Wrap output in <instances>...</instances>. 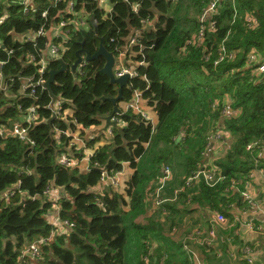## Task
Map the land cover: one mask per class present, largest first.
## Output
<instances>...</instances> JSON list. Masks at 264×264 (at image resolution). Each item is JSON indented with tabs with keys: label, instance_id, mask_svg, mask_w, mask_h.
Instances as JSON below:
<instances>
[{
	"label": "trees",
	"instance_id": "obj_1",
	"mask_svg": "<svg viewBox=\"0 0 264 264\" xmlns=\"http://www.w3.org/2000/svg\"><path fill=\"white\" fill-rule=\"evenodd\" d=\"M76 1L77 8L89 16L90 28H71L59 57L70 66L79 49L94 54L101 38L116 54L117 45L125 42L131 29L141 28L146 19L157 16L155 29L144 30L141 43L129 56L144 63L136 66L138 75L124 88L122 102L130 100L135 90L141 91L156 109L158 123L154 126L132 110L123 111L116 114L122 133L112 127L111 142L96 148L87 170L61 164L65 153L79 159L84 156L82 148H69L72 136L66 131H77L80 124L84 128L101 125L102 118L114 108L102 97L117 96L119 86L102 71L103 57L87 61L82 74L71 69L61 72L56 75L52 92L59 97L61 109H71L72 113L51 120L55 101L48 89L24 87L23 82L24 78L35 81L40 77L38 66L28 57H41L47 40L40 37L35 45L20 41L19 35L41 27L50 29L67 14V4L34 0L36 10L25 12L18 2L0 1V17L8 13L0 25V40L12 51L8 54L1 48L0 60H6L3 78L14 95L8 98L0 91V126L23 122L32 105L38 106L39 115L29 129L34 144L14 136L0 137V264H22L23 251L42 237L52 238L43 245L39 264H196L182 242L168 234L178 223L180 212L205 208L211 214L218 211L232 219L231 204H244L241 191L251 171L258 167L247 145L264 139V74L252 75L256 64L249 58L255 54L264 60V0H220L211 18L215 30L209 29L210 19L200 20L210 0H110V12L95 0ZM135 3L139 4L137 12L132 8ZM248 15L257 19L256 27L247 21ZM203 26L206 29L201 42L196 37ZM221 46L236 56L216 64ZM59 58L49 61L46 79L50 69L61 67ZM226 97L236 110L230 118L221 114ZM216 99L221 100V107L214 110ZM219 125L232 137L225 154L215 160L225 178L214 185L201 179L165 204L171 210L166 218L153 215L143 221L150 208L149 185L163 165L173 168L178 150L187 160L188 170L180 181L184 185L203 161L210 136ZM80 135L87 145H94V138ZM124 162L135 170L126 193L110 185L96 189L103 171L112 174L122 170ZM233 179L238 181L235 187ZM16 184L21 191L9 198L2 196ZM52 184L66 192L61 216L74 223L67 233L53 236L54 227L47 216L51 204L45 194ZM199 248L205 255L204 264H231L218 259L212 246L200 244ZM24 258L30 261L28 256ZM243 264L250 263L244 259Z\"/></svg>",
	"mask_w": 264,
	"mask_h": 264
},
{
	"label": "built area",
	"instance_id": "obj_2",
	"mask_svg": "<svg viewBox=\"0 0 264 264\" xmlns=\"http://www.w3.org/2000/svg\"><path fill=\"white\" fill-rule=\"evenodd\" d=\"M0 1H12V2H18L21 5H23V9L25 12H30L36 10V5L34 0H0ZM55 2H65L67 4L66 6V12L61 20L52 25L50 29H46L44 27L39 28L38 30L31 32L30 34H22L19 35L20 41H30L33 42L35 45L37 44V39L40 37H45L46 42H45V49H44V54L41 57H37L34 54L30 55L28 57L29 62H33L36 66H38V72L40 74V77L34 81L33 78H24V87L26 86H31L33 88L37 86H42L43 88L45 87V82L47 79L44 77L46 71L48 70V64L49 61L52 59H58L62 51L65 49V46L68 42L69 39V34L71 31V28L78 29L82 28L86 24V20L82 15H80L81 10L77 8V1L76 0H54ZM99 3L100 6L107 8V3L109 0H95ZM220 0H210L208 3L206 9L200 16L201 21H205L207 19H210L209 22V29L210 30H215V22L211 20L212 16L217 12V8L219 5ZM133 10L135 12L138 11L139 4L135 3L132 6ZM112 9V7H111ZM107 10L108 12L111 11ZM47 12H44L43 15L46 16ZM8 18V13L3 14L0 17V25L4 23V21ZM157 20V16L154 19H146L144 21V24L141 28H134L131 29V32L129 36L125 39V42L123 44L117 45L116 47V54L115 59H116V65L114 68L115 75L116 77H120L124 74H129L130 75V81L133 77L137 76L138 73L136 71V66L143 64L144 61L140 62H135L131 58H129L130 55H132L133 52V47L138 46L141 43L142 40V34L144 30L146 29H155V22ZM247 21L253 26L256 27L257 25V19L253 15H248L247 16ZM205 27L203 26L201 30L199 31L197 35V40L201 41L204 38V31ZM52 30V37L48 35V32ZM114 40V39H112ZM195 42V40H194ZM4 48V44L0 40V49ZM144 47L141 45L140 49H143ZM8 54H10L12 51L8 50L7 48H4ZM235 53L234 52H229L226 47L221 46L219 49V57L218 60L216 61V64L225 58L228 59H234L235 58ZM250 63H255L256 67L253 69L252 75L257 76V75H263L264 74V60H259L255 54H250L249 58ZM6 63V60H0V91L5 92V95L8 98L14 97V95L10 92L8 89V86L4 82L3 78V66ZM87 61L85 60V56L83 57V60L78 64L77 66V71L79 74L83 73V67L86 65ZM130 81L128 83V86L130 84ZM34 92V89L32 90ZM57 101V102H56ZM53 103V113L55 118L58 116H61L65 118V115H68V110L69 109H61V103L56 100ZM147 101L143 98L142 92L139 90H135L133 97L126 101L124 106H122V110L125 112L127 110H132L136 114H140L144 119L147 121L152 122V117L150 115L149 110L145 109V104ZM37 105H32L31 107L28 108L26 117L24 118L23 122H15L11 126H0V137L6 138L8 136H14L18 137L20 140L24 142L31 141L32 144L34 142L30 139L29 137V129L32 126V124H36L39 119V115L37 113ZM221 107V100L216 99L212 103V108L214 110L218 109ZM221 114L223 117L230 118L232 116L236 115V110H234L231 107V100L226 97L222 101V107H221ZM114 119L120 123V119L115 115ZM23 123H26L27 125H24ZM79 128H84L83 125H78L77 130ZM108 135H109V141L111 142L112 137L114 136V131L112 126L108 127ZM77 131L71 132V131H66V134L72 136V139L70 141V146L75 145L77 149H83L84 152L87 147V142L86 140L79 134L76 135ZM229 135V132L224 130V129H219L216 130L211 136H210V142L208 144V147L210 146L212 139L218 140V141H223L226 136ZM208 149V148H207ZM247 150L254 153L256 151H264V139H256L252 142H250L247 145ZM207 152V151H205ZM205 155V154H204ZM82 159V158H81ZM81 159L73 156H69L68 154H64L60 158V163L69 166V167H79V163ZM257 162V161H256ZM130 164L129 162H124L123 163V168L122 170L115 171L114 173L110 174L108 171H103L102 177H101V183L100 185H110L113 188H115L116 191H120L123 193H126V188H127V182L126 179L124 178V173H125V167L124 165ZM133 171L134 168H133ZM262 172L264 174V168L262 169ZM251 174V173H250ZM249 174V176H250ZM248 176V179H249ZM173 178V168L169 164L163 165L161 169V173L158 175L156 179V186L155 190L153 193H150L151 197H154L155 202L159 205L166 201H173L176 200L178 197V194L181 192L185 191V188L189 187L190 185H194L195 183L199 182L201 179H204L206 183L210 185H214L217 182L223 180L225 177L220 174V170L218 166L215 164L214 161H206L203 160L201 164L199 165L198 169L194 171L190 176L186 178L185 184L178 187L174 191V196L169 197V198H162V193L164 189L166 188L167 184L169 181ZM247 181L245 182L246 184H249ZM238 181L232 180V187H235ZM21 191L19 189V185L16 184L11 190H6L3 192V197L9 198L16 192ZM45 194L47 195L48 201L51 204V208L47 213L48 216V221L49 223L54 227V231L57 229V227L60 228H67V231L74 226V223L71 222L69 219H64L61 216V201L62 198L66 197L67 194L66 192L59 187H56L54 184L47 186L45 189ZM243 198L250 204H254V198L251 194L247 192V190H244L241 192ZM126 200L127 202H130L129 196L126 194ZM210 226L207 230L203 231L199 228L194 229V237H189L188 239L190 241H194L199 244H204L207 246H214L215 243L218 242V229H224L227 227L228 224V218L226 217L225 214L222 212H213L211 214L210 219ZM53 231V233H54ZM66 231V232H67ZM53 236V234H52ZM52 237H42L39 238L38 240H35L31 242L28 247L23 251V255L21 256L22 264H36L35 260H38L41 258V251L42 247L45 243L49 242V240ZM184 242L183 246L186 250L191 252L193 255L194 261L196 264H204L199 257L198 251L192 246V243L194 242ZM243 254L246 259H248L249 263L252 264L254 263V248L252 246H245L243 249ZM28 256L30 258V261L26 260L24 257ZM146 261H148V256H145Z\"/></svg>",
	"mask_w": 264,
	"mask_h": 264
},
{
	"label": "crops",
	"instance_id": "obj_3",
	"mask_svg": "<svg viewBox=\"0 0 264 264\" xmlns=\"http://www.w3.org/2000/svg\"><path fill=\"white\" fill-rule=\"evenodd\" d=\"M111 7L112 5L109 0L107 3L106 9L110 10ZM124 104L125 102H122L121 106H124ZM144 106H145V109L149 110L150 112V115L152 117V124L154 126L157 125L158 115H157L156 109L153 106L149 105L148 103H146ZM68 113H72V110L69 109ZM104 125H105V121L103 120L102 124L99 126L79 128L77 130L76 135H79L80 133H85V137L95 139V143L93 146L87 145L86 147L84 156L82 157L79 163V168L81 170H87L89 168L90 157L92 156L96 148H98L101 145L110 143L108 130L102 129ZM220 127L221 126L219 125V129L221 130L222 127L221 128ZM230 143H231V139L228 141H226L225 139L223 141L212 139V142L210 146L208 147L203 160L211 161V162L214 161V159H212L211 157V154L213 153H221L220 156H223ZM253 155L257 160L258 167H256L255 169L251 171V174L248 179L249 184L245 185V187L243 188V191L247 190V192L253 196L254 204L250 205L243 198L241 194L242 203L244 204L241 207L236 206V204L234 203L231 204L232 206L231 212L233 213V218L230 219L229 217L226 216L228 218L227 227H225L224 229H218L217 231L218 232V242L215 243L214 246H212L217 251L218 259H226L231 264H243V260L246 259L243 254V249L245 246H248V245L253 246L254 248V254H253L254 263L252 264H263L264 263V174L262 172V169L264 168V151L263 152L256 151L253 153ZM124 167H125V173L123 176L127 181L129 180L130 176L134 173V171H133V167L130 164H126L124 165ZM172 180L173 178L169 181L166 188L164 189L162 193V198L171 197L173 191H175L178 187L181 186L180 185L181 180L177 181L176 186H173L172 184H170ZM155 181L156 179L153 180L151 184L149 185L151 186L148 192V197H149L148 200H149L150 208L148 209L146 216L151 217L153 215H156V216H161L163 218H166V216H168V214L171 212V210L165 206V204L168 203L169 201H166L162 203L161 205L160 204L158 205L155 202L154 197L150 196V193H153L155 190V186H156ZM104 185H99L97 186L96 189L101 190L102 188H104ZM184 205H185L184 203L181 204L182 208ZM125 209L129 210L126 206H125ZM211 213L212 212L205 211L203 214L202 221L194 225L189 232H191L193 229H196V228H199L203 231L207 230L210 226L209 219H210ZM261 214L263 216H261ZM180 227L181 226L179 222L177 223L176 221V223L173 225L171 230L168 231V234L170 235V237L175 239L176 241H178L177 239L178 237L175 234L179 233L177 231H180L179 230ZM66 231H67V228L57 227L53 235L65 234L67 233ZM156 244L157 243H155V245ZM193 245L198 249V254L202 262L205 263L203 261L205 255L200 253L202 252V250L199 248L200 244L195 242L193 243ZM225 249L227 250V252H225Z\"/></svg>",
	"mask_w": 264,
	"mask_h": 264
},
{
	"label": "water",
	"instance_id": "obj_4",
	"mask_svg": "<svg viewBox=\"0 0 264 264\" xmlns=\"http://www.w3.org/2000/svg\"><path fill=\"white\" fill-rule=\"evenodd\" d=\"M83 53H85V60L88 62H90L94 59H97L99 57H103L105 59V63H104V66L102 68V71L109 77L111 83L118 84V86H119L117 96H114V97L103 96L102 97L103 100H110L114 104L113 111L110 114H108L102 118V120L105 121V125L103 126L102 129L107 130L108 127L112 126V127L116 128L120 133H122V126L118 123L117 120L114 119V116L116 114H122L123 113L122 106H120V104L123 101V90L125 87L128 86V83L130 81V75L127 73V74H124L120 77H116L115 71H114V68L116 65L115 55L112 51H110L106 48V46L104 44V38L100 39L99 48L94 54L86 52L84 48L79 49L76 52V60L74 61V63L71 66L69 64L65 63L62 58H59V62L61 64V67L59 69H50L49 70V72H48L49 75H48L47 81L45 82V87L50 92V95L53 98V102L58 100L59 97L54 95V93L52 92V84L55 82L56 75L61 73V72H66L69 69H71L72 72H76L78 64L83 60V57H84L82 55ZM54 118H55V116H53L51 118V120Z\"/></svg>",
	"mask_w": 264,
	"mask_h": 264
},
{
	"label": "rangeland",
	"instance_id": "obj_5",
	"mask_svg": "<svg viewBox=\"0 0 264 264\" xmlns=\"http://www.w3.org/2000/svg\"><path fill=\"white\" fill-rule=\"evenodd\" d=\"M80 15H82L84 17V19L87 21L86 24L83 26L84 29H89L90 28V24L88 23L89 20V16L87 14H83L82 12L80 13ZM48 35L50 37H52V32L49 31ZM230 134V133H229ZM232 137L230 135L226 136L224 139L226 141L230 140ZM206 154V152H205ZM221 153H213L211 154L212 159H214V161L219 158ZM187 160L186 158H181L179 156V152L178 150H175V154H174V162H173V180L171 181L170 184H172L173 186H176L177 181L182 180V178H184V175L186 174L188 167L186 165ZM107 186V184L104 185V188ZM205 212V208H198L196 210H187V211H182L179 214L178 217V222L180 224V231L177 235V239L178 241L184 243V242H188L190 241L188 238L189 237H194V232L195 230L193 229L191 232H189L192 227L196 224H198L199 222L202 221L203 219V214ZM261 216H263L261 214ZM147 219V216L143 217V221H145ZM182 224V225H181ZM176 232V233H177ZM189 232V233H188ZM190 242H194V241H190ZM253 247V246H252ZM197 249V248H196ZM198 251V249H197ZM36 264H39L38 260H35Z\"/></svg>",
	"mask_w": 264,
	"mask_h": 264
}]
</instances>
